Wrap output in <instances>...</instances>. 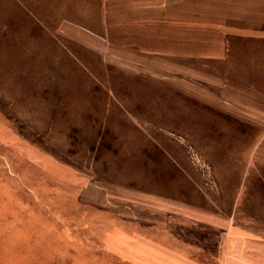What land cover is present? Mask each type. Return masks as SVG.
<instances>
[{"label":"rangeland","instance_id":"obj_1","mask_svg":"<svg viewBox=\"0 0 264 264\" xmlns=\"http://www.w3.org/2000/svg\"><path fill=\"white\" fill-rule=\"evenodd\" d=\"M102 2L0 0V264H264V124L128 59Z\"/></svg>","mask_w":264,"mask_h":264},{"label":"crops","instance_id":"obj_2","mask_svg":"<svg viewBox=\"0 0 264 264\" xmlns=\"http://www.w3.org/2000/svg\"><path fill=\"white\" fill-rule=\"evenodd\" d=\"M98 11L106 29L122 24L128 59L218 108L223 122L264 124V0H103Z\"/></svg>","mask_w":264,"mask_h":264}]
</instances>
